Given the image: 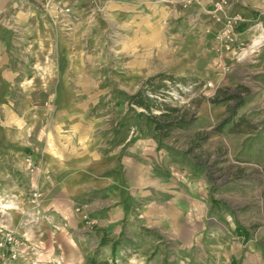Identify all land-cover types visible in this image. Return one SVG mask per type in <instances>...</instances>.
Here are the masks:
<instances>
[{
  "label": "rangeland",
  "instance_id": "374dc122",
  "mask_svg": "<svg viewBox=\"0 0 264 264\" xmlns=\"http://www.w3.org/2000/svg\"><path fill=\"white\" fill-rule=\"evenodd\" d=\"M0 227V264H264V0H0Z\"/></svg>",
  "mask_w": 264,
  "mask_h": 264
},
{
  "label": "trees",
  "instance_id": "16d2710c",
  "mask_svg": "<svg viewBox=\"0 0 264 264\" xmlns=\"http://www.w3.org/2000/svg\"><path fill=\"white\" fill-rule=\"evenodd\" d=\"M162 80V82L164 80L170 82L171 84H174L176 82V79H174L171 76H164V75H159L156 77H152L150 79L147 80V82H145V86H149L147 89L148 91H151V95H154V92H157V90L159 89L160 86H155L153 85L155 80ZM218 94H216V97L220 95V93H222V91H218ZM238 100L237 103H235L236 106H240L242 103V97L241 95H234L233 97L227 98V100ZM129 104L133 105L135 107H138L140 109L145 110L146 112H153V108L160 112L158 115H154L155 117L154 119V128L156 131L159 132V134L162 137H169V135H171L170 133L172 132V130L175 129H188L192 123H193V119L190 117L189 112L187 111H183L180 108H175V107H170L168 105H165L164 109L161 108V110L157 107H155V100L151 97H149L148 95L145 94L144 89H140L138 90L135 94L131 95L129 98ZM225 100V99H222ZM229 111H231L234 109V105L231 108H228ZM228 122V121H227ZM226 120L222 121L221 124L219 125V127L223 128L224 124L227 123ZM206 137H204L205 139Z\"/></svg>",
  "mask_w": 264,
  "mask_h": 264
},
{
  "label": "built area",
  "instance_id": "2783aa9c",
  "mask_svg": "<svg viewBox=\"0 0 264 264\" xmlns=\"http://www.w3.org/2000/svg\"><path fill=\"white\" fill-rule=\"evenodd\" d=\"M216 6H219L218 4ZM220 7V6H219ZM217 7V8H219ZM13 243V238L10 234H5L3 232V228L0 227V263L4 262L6 258L5 252L8 251L7 246L11 245ZM14 257V255L11 256V258Z\"/></svg>",
  "mask_w": 264,
  "mask_h": 264
}]
</instances>
